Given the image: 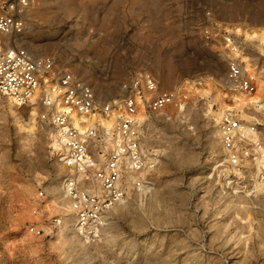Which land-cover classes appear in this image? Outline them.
<instances>
[{"label":"rangeland","instance_id":"rangeland-1","mask_svg":"<svg viewBox=\"0 0 264 264\" xmlns=\"http://www.w3.org/2000/svg\"><path fill=\"white\" fill-rule=\"evenodd\" d=\"M24 18L18 46L92 87L95 113L118 104L143 73L174 102L158 114L145 103L139 122L149 167L125 171L126 197L107 224L81 232L61 192L67 170L54 130L37 107H20L23 118L37 111L36 130L20 131L0 94V264H264V157L252 151L234 168L220 134L232 114L255 125L264 154V110L224 113L213 94L188 89L201 80L226 88L236 60L254 71L264 103V40L245 37L264 32V0H33ZM54 220L62 224L52 233Z\"/></svg>","mask_w":264,"mask_h":264},{"label":"built area","instance_id":"built-area-1","mask_svg":"<svg viewBox=\"0 0 264 264\" xmlns=\"http://www.w3.org/2000/svg\"><path fill=\"white\" fill-rule=\"evenodd\" d=\"M32 1L0 0V94L14 100L18 107H37L38 120L54 130V147L67 170L61 192L69 203L72 221L81 232L99 230L107 224L109 211L126 197L122 183L125 171L136 175L149 167L136 118L138 104L146 103L150 114H158L173 104L174 95L160 89L150 75L138 74L118 104L103 107L124 108L116 124L108 128L96 122L85 127L81 118L99 112L92 87L69 72H55L51 58L34 56L18 46ZM227 81L247 94L254 92L236 60L228 65ZM256 108L264 110V103ZM220 134L234 168H241L252 157V151L264 157L254 124L227 113L221 119ZM39 197H43L42 192ZM61 224L62 220H54L50 232ZM29 232L39 236L43 230L31 226Z\"/></svg>","mask_w":264,"mask_h":264},{"label":"bare ground","instance_id":"bare-ground-1","mask_svg":"<svg viewBox=\"0 0 264 264\" xmlns=\"http://www.w3.org/2000/svg\"><path fill=\"white\" fill-rule=\"evenodd\" d=\"M245 37L248 39L258 38L264 40V32H247L245 33ZM17 42L24 43V39L19 38L17 39ZM28 50H30V48H28ZM233 57L238 58L239 53L234 52ZM242 72L244 78L255 80L254 71L251 68H242ZM246 73H248V76H245ZM195 85H199L201 88H195ZM228 85L229 86H227L226 88H223L215 80H201L198 83H192L191 87H188V89H195L196 93H200L206 96L213 94V97L217 101H220L221 109L224 113L232 112L234 108L239 109L248 105L258 106L263 103V101L261 100L263 88L259 82L257 83L256 91L251 94H247L238 88H233L230 84ZM179 99H181V97L177 93L176 100ZM226 100H230L232 103L228 104ZM137 101H140L139 98H137ZM8 104L9 110L13 118H15V123L18 125L19 130L25 133L32 134L36 130V108L30 109L28 111L27 117L23 118V116H21L23 108L18 107L16 102L11 98L8 100ZM116 110L117 111H111L109 108L104 109V114L92 113L81 118L80 121L84 124L85 127L95 122H99L103 127L110 128L114 125L117 119H119L124 114V108L122 106H119V109L116 108ZM145 117V106L138 104L136 113L137 120L141 122L145 119Z\"/></svg>","mask_w":264,"mask_h":264}]
</instances>
